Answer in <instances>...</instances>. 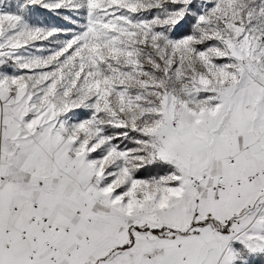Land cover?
Wrapping results in <instances>:
<instances>
[{"label": "snow or ice", "instance_id": "1", "mask_svg": "<svg viewBox=\"0 0 264 264\" xmlns=\"http://www.w3.org/2000/svg\"><path fill=\"white\" fill-rule=\"evenodd\" d=\"M0 264H264V0H0Z\"/></svg>", "mask_w": 264, "mask_h": 264}]
</instances>
